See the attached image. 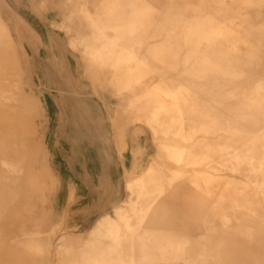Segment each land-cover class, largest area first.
<instances>
[{
	"label": "rangeland",
	"instance_id": "1",
	"mask_svg": "<svg viewBox=\"0 0 264 264\" xmlns=\"http://www.w3.org/2000/svg\"><path fill=\"white\" fill-rule=\"evenodd\" d=\"M220 1L233 6L231 0H136L139 7L150 5L155 9L151 12L152 25L145 44L156 40L151 39L152 32L160 31L161 25L174 14H183L179 19L183 26L176 29L182 31L195 17L206 13L216 14L217 9H220ZM103 2L104 0H0V17L10 29L23 66V73L15 78L19 82V89L9 92L12 100L0 109V264H17L22 246L33 248L23 264H33L37 254H40V263L36 264H69L76 253L73 249L90 239V232L97 227L102 216H113L114 209L125 206L129 197L127 183L142 175L150 164L163 167L162 172L165 170L167 176L172 175L171 169L182 173L183 177L176 184L189 185L190 194H185L181 202H167L166 209L158 213L161 218H155L153 225H150L157 229L171 230L166 240L160 243L170 244L171 249L166 253L157 250L149 253L145 264H214L206 256V248L220 235L222 220L218 218L220 210L215 208V202L225 192L226 180L232 177L237 182L238 189L249 193L255 189L249 177L245 176L247 172H230L220 162L222 158H228L237 150L243 149L250 141H239L227 156L211 154L216 161L209 166H213L215 170L205 166L167 163L161 146L154 141L149 128L141 122L133 123L136 108L128 106L131 93L116 95L110 86L111 76L107 74V69L101 70L95 62H88L79 50H74L69 44L70 39L76 35L75 31L80 28L77 21H73L71 32H67L63 28L66 19L71 14L78 16L83 6L94 16H98V8ZM7 5L14 9V19L6 18ZM204 7H212L213 11L205 10ZM72 10L73 13L69 14ZM255 15L252 13L246 16L250 26L259 23ZM145 46L143 49L139 47V55L146 54ZM53 62L58 65H52ZM151 62L157 64L159 61L152 59ZM157 66L158 73L148 74L143 79L141 88L138 86L137 94H143L161 79L168 80L170 84L183 83L191 87L203 84L199 80L183 76L181 72L166 70L160 64ZM209 81L206 82L207 86L216 83L218 88L232 91L235 96L230 100L236 103L238 96L254 95L257 88L264 84V62L252 66L240 77H214ZM207 86L206 88L210 87ZM221 89L219 90L222 91ZM258 95V102L263 101L264 90L258 91ZM27 98L36 101L29 111L26 107ZM212 104L220 115L221 107L216 103ZM248 129L254 131L252 127ZM122 131L125 141L121 140ZM129 133L137 140L136 144H139L132 149V169L129 172L121 169L105 171L110 160L122 165L127 158L126 140ZM201 137L203 138L202 134L196 135L194 141ZM167 142L189 147L193 141ZM73 155L78 156L79 166H85L86 160L89 162L90 179L98 189L108 190V183L103 176L111 175L121 193L110 195L90 192L82 179L83 172L71 163ZM76 168L78 174L73 173ZM200 173L215 176L216 185H206L199 177ZM188 180L195 181L202 193L191 186ZM228 206L229 203L223 205L224 208ZM4 207L12 210L11 213L8 211L2 216ZM7 215L9 221L7 226L4 223L5 230L20 229L21 235L19 231V235L11 237L8 230L6 233L3 231L1 223ZM211 230L215 233L212 234ZM181 237L190 239V249L193 250L176 258L174 248ZM144 240L143 242L149 243L148 238ZM226 253L229 252L223 249L221 256ZM226 260L222 257L220 264L226 263ZM239 260L245 264L247 259L232 257L230 262L238 264Z\"/></svg>",
	"mask_w": 264,
	"mask_h": 264
},
{
	"label": "bare ground",
	"instance_id": "2",
	"mask_svg": "<svg viewBox=\"0 0 264 264\" xmlns=\"http://www.w3.org/2000/svg\"><path fill=\"white\" fill-rule=\"evenodd\" d=\"M135 1L104 0L98 8V16L83 6L78 16L71 14L63 24L67 32H71L73 21L79 24L80 29L75 31L76 35L69 44L74 50H79L88 62H95L101 70L107 69V74L111 76L110 86L116 95L131 93L128 106L136 108L133 123L141 122L149 128L167 163L205 166L215 170L209 166L216 161L211 154L227 156L239 141H250L235 154L222 158L220 163L230 172H247L245 176L249 177L255 189L249 193L238 189L232 177L226 180L225 192L215 202V208L220 210L218 218L222 220L220 235L215 234L216 241L207 246L206 256L214 264H220L222 257L227 259L224 264H233L230 262L232 257L246 258L245 264H264V100L258 102V91L264 90V84L257 88L254 95L238 96L236 103L231 102L235 95L228 88H218L216 83L206 84L214 77H240L252 66L264 62V0H231L234 7L220 1L216 14L197 16L182 31L176 29L183 26L179 21L183 14L176 13L161 25L160 31L152 32L151 39L156 40L150 44L145 42L152 25L151 12L155 9L150 5L139 7ZM204 9L213 11L212 7ZM252 13L256 14L259 23L250 26L246 16ZM144 45L146 54L142 56L138 49H143ZM152 59H157V64L166 70L181 72L183 76L203 84L191 87L183 83L170 84L168 80L161 79L151 89L137 94L143 79L150 73H158L159 67L151 62ZM22 67L10 29L0 17V109L12 100L9 92L19 89L15 78L23 73ZM35 103L27 98V111ZM212 103L221 107L220 115ZM247 127H252L254 131ZM198 134H202L203 138L194 141ZM120 136L125 141L124 132ZM167 140L193 142L189 147H182ZM162 169L150 164L142 175L127 183L129 197L125 206L114 209L113 216H102L97 227L90 232V239L73 249L76 253L69 264H145L149 253L156 250L169 252L170 244L160 243L166 240L171 230L150 225L169 202H181L190 192L189 185L176 184L183 177L182 173L171 169L172 175L167 176ZM199 177L208 186L216 185L215 176L200 173ZM188 182L201 192L195 181ZM226 203L229 206L224 208ZM8 207L2 209V216L8 211L11 213ZM8 215L1 223L3 231L6 233L8 230L11 237L19 235V231L21 235L20 229L5 230ZM211 233L214 234V230ZM147 238L149 243L143 242ZM189 240L185 237L179 239L174 248L176 258L193 250ZM32 249L31 246H22L17 264H23ZM223 249L229 253L221 256ZM37 255L33 264L40 263V254ZM237 263L244 264L240 260Z\"/></svg>",
	"mask_w": 264,
	"mask_h": 264
},
{
	"label": "crops",
	"instance_id": "3",
	"mask_svg": "<svg viewBox=\"0 0 264 264\" xmlns=\"http://www.w3.org/2000/svg\"><path fill=\"white\" fill-rule=\"evenodd\" d=\"M7 9L5 10L6 11V18H9V19H14V16H13V12H14V9L10 6L7 5ZM74 10L70 11L69 14H71ZM2 14V13H1ZM3 18H4V15L2 14L1 15ZM31 29V28H30ZM22 34V32H19ZM41 49V47H40ZM46 51H50V49H46ZM57 66V62H53L52 65ZM57 72V71H56ZM57 75V74H56ZM56 77V76H55ZM64 138H61V140H63ZM137 140L135 139V137L133 135H131L130 133L127 135V140H126V143H127V146H128V152L126 154L127 158H125L124 162L122 165H119V162H115L114 160H110V164L108 165V167L106 166L104 168V170H109V171H113V169H116V170H119L121 169L122 171H127L129 172L132 167H133V163H134V157H133V154H132V149L135 147V146H138L139 144H136ZM129 158V159H128ZM71 163L74 167H79L78 169H80V171L83 172L84 174V177H82L83 181H84V184L87 186V188L90 189V192H92L93 194H120L121 191L117 188V186H115L116 184L114 183L113 181V176L109 175L108 177L105 175L103 176V178L106 180V182L108 183V190L107 191H101L100 188L98 189L97 186L95 185L94 182H92V180L90 179V172L88 171V164L89 162L86 160L84 161L85 163V166H79L80 162L78 160V156H74L72 157L71 159ZM72 168V167H71ZM78 169L76 168V170L74 169L73 173H76L78 174ZM71 172H72V169H71ZM81 179V178H80ZM81 179V180H82ZM118 189V190H117Z\"/></svg>",
	"mask_w": 264,
	"mask_h": 264
}]
</instances>
